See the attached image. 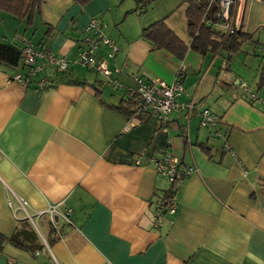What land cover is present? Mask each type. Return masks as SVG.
<instances>
[{"label":"crops","instance_id":"crops-1","mask_svg":"<svg viewBox=\"0 0 264 264\" xmlns=\"http://www.w3.org/2000/svg\"><path fill=\"white\" fill-rule=\"evenodd\" d=\"M40 1L29 24L0 11L1 43L28 42L73 59L97 17L119 47L108 59L122 70L119 81L130 86L142 67L170 83L183 69L182 106L162 127L117 109L123 88L104 84L97 95L88 84L61 82L38 89L34 81L47 71L23 86L9 80L25 73L22 62L0 65V233L9 236L27 220L40 235L35 251L4 243L0 264H264V101H249L238 86L243 80L264 100V1H236L235 23L251 38L228 61L225 50L189 48L184 0H155L138 11L137 0ZM162 18L188 46L182 58L142 38ZM83 70L72 67L68 79L105 81ZM203 109L217 116L215 127L200 126ZM164 151L182 169L193 167L174 213L158 211L169 182L151 160ZM51 206L69 209L68 220L59 216L53 226Z\"/></svg>","mask_w":264,"mask_h":264},{"label":"built area","instance_id":"built-area-1","mask_svg":"<svg viewBox=\"0 0 264 264\" xmlns=\"http://www.w3.org/2000/svg\"><path fill=\"white\" fill-rule=\"evenodd\" d=\"M216 1L219 9L217 17L221 20L219 25L227 34H231L239 27L235 23V18L231 15V10L237 0ZM104 27L105 25L97 17H92L89 20L77 41L79 48L73 59H67L64 55L55 54L47 47H36L31 43H25L20 47L21 62L25 73L17 72L9 80L27 86L35 79L37 73L47 71V74H43V76L34 81L38 89H45L50 83L48 79L50 74L65 72L74 66L87 68L102 75L106 83L112 86V89L123 88L128 97H133L137 105L136 115L155 118L162 127H166L169 123V115L182 106L177 102V98L183 93V84L178 75L179 72L174 81L168 83L164 80L150 77L140 67L131 75L134 85H124L116 76H119L122 70L118 67L111 69L109 66L108 59L113 58L118 53L119 47L111 38L105 35ZM103 48L108 49L107 53H102ZM261 50L264 51V47ZM238 86L244 91L250 101H264L256 93L249 91L243 80L238 81ZM193 106L192 103H187L185 108L190 112ZM199 123L203 127L214 126L218 123V119L210 110L203 109L199 112ZM216 135H219L218 131ZM151 162L155 169L166 177L168 182L173 181L174 175L178 171V159L176 157L168 151H164L162 156L152 158ZM192 170L193 167H187L182 172L186 175ZM175 199L173 198L169 203L168 211L170 213L175 211ZM18 203L22 209H26L27 202L24 199H19ZM9 204H11V201H9ZM47 212L49 221L55 226L59 216L68 220L70 210L59 213L54 206H51ZM61 235L56 229L55 236L60 237ZM44 242L46 243V241Z\"/></svg>","mask_w":264,"mask_h":264},{"label":"trees","instance_id":"trees-1","mask_svg":"<svg viewBox=\"0 0 264 264\" xmlns=\"http://www.w3.org/2000/svg\"><path fill=\"white\" fill-rule=\"evenodd\" d=\"M76 1L84 3L87 0ZM154 1L137 0L134 11L144 8ZM184 2L187 4V29L189 35L192 37L189 48L193 51L205 55L207 53H216L225 50L227 52L226 60L228 61L232 54L239 50L242 42L251 38L250 34L242 32L240 26L231 34H227L220 27L221 20L217 17L219 9L216 0H184ZM40 4V0H0V11L11 14L19 20L25 19L26 23L29 24L32 22L34 14L39 11ZM231 15L233 16L232 10ZM141 36L153 48L164 49L178 58H182L188 49V46L166 25L164 18L156 20L146 26L142 30ZM20 51L21 49L17 45L0 42V65L17 68L21 63ZM182 71H179V76ZM67 73L68 70L62 73L50 74L48 76L49 82L51 84L61 82L80 85L88 84L97 95L100 94L101 88L106 83V81H95V83L90 84L86 80L79 78L68 79L69 74ZM116 108L128 116H132L136 114L137 105L135 99L128 97L125 93V97L119 101ZM199 146L203 152L210 155L211 149L209 146L205 144H200ZM182 170L178 162V171L175 173L173 181L169 182L168 189L161 196L158 211H167L170 201L177 197L181 180L184 177ZM20 225L19 229L15 230L9 236L0 233V250L6 242L24 250L35 251L39 248L38 237L34 229L30 227L29 221L23 220Z\"/></svg>","mask_w":264,"mask_h":264},{"label":"rangeland","instance_id":"rangeland-1","mask_svg":"<svg viewBox=\"0 0 264 264\" xmlns=\"http://www.w3.org/2000/svg\"><path fill=\"white\" fill-rule=\"evenodd\" d=\"M264 1V0H263ZM9 25V24H8ZM264 46V45H263ZM262 59V58H261ZM82 68V67H81ZM82 69H85V70H83V72L85 73V74H88L90 77H92V79H93V77H95V75L97 76H99V78H102L103 76L102 75H100V74H98V73H95V72H88V70H87V68H82ZM134 85V83H133V81H132V79H131V84H130V86H133ZM105 87H109V88H112V86H110L109 84H107V83H105ZM30 227H34L33 226V224L32 223H30ZM34 229V231H35V233H36V235H37V237L39 238L40 237V235H39V233L35 230V228H33Z\"/></svg>","mask_w":264,"mask_h":264}]
</instances>
